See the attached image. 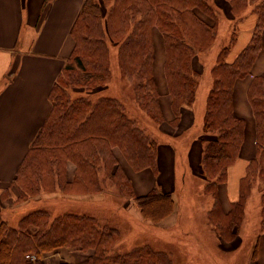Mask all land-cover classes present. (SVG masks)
<instances>
[{"label":"trees","instance_id":"obj_1","mask_svg":"<svg viewBox=\"0 0 264 264\" xmlns=\"http://www.w3.org/2000/svg\"><path fill=\"white\" fill-rule=\"evenodd\" d=\"M228 2L236 30L218 51L210 71L212 85L203 119V132L210 138L204 140L202 169L208 180L204 193L214 199L208 216L220 239L231 242L238 235L256 183L260 184L264 214L261 76H253L247 90L256 120V155L246 167L238 200L231 204L229 212L223 210L218 193L219 184L227 182L229 168L239 158L245 140L246 122L235 114L233 94L237 80L251 75L261 51L264 0ZM214 6V0H86L71 32L75 41L73 54L50 94L49 117L11 183L19 198L31 199L37 191L57 189L69 197L96 195L103 192L104 183L109 180L121 195L137 204L142 219L153 226L174 214L177 201L172 193L155 188L145 196L135 194L132 181L115 154V149H119L136 172L148 168L156 171V136L129 115L119 98L95 99L91 95L95 88L111 81V57L116 53L121 74L132 84L136 105L155 124L162 125L165 118L154 74L153 29H159L164 37V72L174 113L170 124L177 127L183 108L193 107L197 99L201 73L193 69L192 62L195 56L201 60L213 47L219 18H225ZM198 12L212 19L213 25ZM250 13L256 16L250 43L231 59L238 25ZM77 88L87 94L73 96ZM69 163L75 166L72 181L67 180ZM120 237L118 228L102 225L90 216L67 213L53 218L41 210L25 215L13 228L0 215V264H45L47 255L63 248L90 251L87 264H173L169 254L148 245L128 252L114 249ZM255 254L257 248L253 253L256 258Z\"/></svg>","mask_w":264,"mask_h":264},{"label":"crops","instance_id":"obj_2","mask_svg":"<svg viewBox=\"0 0 264 264\" xmlns=\"http://www.w3.org/2000/svg\"><path fill=\"white\" fill-rule=\"evenodd\" d=\"M85 1L0 0V199L4 191L5 195L10 191L19 167L49 117L52 109L50 94L67 60L73 54L75 41L71 32ZM220 1L229 4V0ZM242 19L244 21L238 25V38L230 54L232 59L250 43L256 22V16L251 13ZM223 25L228 31L231 22L224 18ZM224 40L225 38L222 39V43ZM155 62L154 55V74L165 118V122L160 125L161 132L156 134L159 141L158 167L156 171L148 168L136 172L126 162L120 150L115 149V154L131 179L137 196H145L155 188L162 192L174 189L179 150L183 155L192 158L194 170L193 165L203 157L204 140L210 138V135H206V138L201 135L195 137L194 133L189 135L194 124V113L189 108H183L177 127L170 124L174 119L172 97L168 91L164 64V78L159 82ZM253 76H261L264 79V30L261 51L253 64L251 75L237 80L234 88L235 114L245 120L246 132L239 158L229 168L227 182L218 186L221 206L226 213L231 210V204L238 200L240 180L257 151L256 120L247 96ZM186 139L187 143H183ZM130 171L135 173L131 174ZM74 176L75 166L69 163L67 180L72 181ZM5 198L10 199L9 196ZM73 198L67 200H70L69 202L73 200L74 203L76 200L95 202L97 200ZM120 200L123 202L128 200L123 208L128 216L133 211L138 220L150 224L143 221L140 210H137L132 199ZM101 201L106 200L98 199L97 202ZM6 205V202L0 204V211L4 210L3 207ZM126 207H129L130 211ZM0 215L7 221L1 213ZM169 219L171 217L159 223L160 228L169 229L170 225H161ZM260 249L261 251L263 249L261 243ZM62 252L66 253L65 260L68 263L87 264L86 257L74 254L68 248L60 249L51 256H60ZM79 257L81 261L78 260Z\"/></svg>","mask_w":264,"mask_h":264},{"label":"rangeland","instance_id":"obj_3","mask_svg":"<svg viewBox=\"0 0 264 264\" xmlns=\"http://www.w3.org/2000/svg\"><path fill=\"white\" fill-rule=\"evenodd\" d=\"M214 5L215 9L218 10L217 13L220 16L223 15L231 22V27L227 31L223 25L224 18H219L218 36L213 47L201 57V60H198L195 56L192 62L193 69L195 68L201 73L196 102L193 107L189 108L194 113V124L189 135L194 133L195 137L201 135L206 138L207 134L203 132V119L206 98L212 85L210 71L215 63L218 51L226 42L230 41V36L236 30V19L230 5L220 0H214ZM250 11L251 9H248L247 13ZM198 13L206 23L213 25L212 19L201 12ZM223 38L225 40L222 43ZM153 39L156 47L155 70L158 81L161 82L164 78V37L159 29H153ZM111 68V81L105 86L95 88L92 91L94 93L91 98L97 99L105 96L119 98L125 104L129 115L145 128L148 133L156 136L157 132H161L160 125L155 124L136 105L132 84L127 77L121 74L116 53L111 57ZM79 94L87 93L84 92L83 88H77L72 92L73 96ZM239 106L240 104L237 106L238 109ZM248 142L249 140L247 144ZM183 143H187V139ZM182 153L179 150L177 155L178 171L176 172L175 187L168 191L172 193L177 201V211L170 216L171 219L161 224L162 226L170 225L169 229L160 228L159 224L157 226L145 224L144 220L145 223L136 218L133 211L128 216L127 212L124 211L125 209H123L125 207L124 203L128 200L123 202L120 199L129 198L121 195L116 185L109 180L104 181V190L99 194L71 196L74 197L73 199H97L96 202L85 200H76L75 203L73 200L69 202L70 200L67 199H70V197L59 189L56 192L37 191L34 198L22 200V198H19L18 190L11 186L10 191H7L6 195L5 191L3 192L4 195H1L0 204H5L6 202L7 205L3 207L4 210L0 211V213L13 228L18 226L20 219L25 215L41 210L48 211L53 218L67 213L94 217L100 224L116 227L120 231L121 237L114 249L128 252L134 248L148 245L157 251L169 254L173 264H264V223L262 222L264 214L261 209L260 184L256 183L252 190L246 210L243 213L244 217L238 235L231 242L221 240L208 216L214 199L204 193L208 180L203 173L202 158L198 160L196 165H193L194 170H192V158ZM130 173L134 174L135 172L130 171ZM8 196L10 199L5 198ZM98 199H105L106 201L97 202ZM135 205L137 206L136 203ZM126 208L130 211L129 207ZM260 243L263 248L262 251ZM256 248L257 255L255 254V258L253 253H255ZM71 251L74 254L86 257L87 262V258L91 255L90 251ZM51 255L53 253L44 258L45 264L67 262L65 260L66 253L63 254L62 252L60 256ZM78 260L81 261V257Z\"/></svg>","mask_w":264,"mask_h":264},{"label":"built area","instance_id":"obj_4","mask_svg":"<svg viewBox=\"0 0 264 264\" xmlns=\"http://www.w3.org/2000/svg\"><path fill=\"white\" fill-rule=\"evenodd\" d=\"M32 258H34V257H32Z\"/></svg>","mask_w":264,"mask_h":264}]
</instances>
